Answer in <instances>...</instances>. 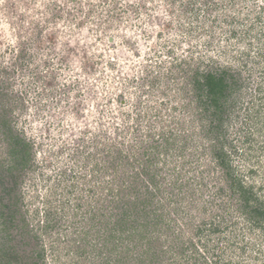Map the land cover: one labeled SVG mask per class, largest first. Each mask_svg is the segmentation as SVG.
Segmentation results:
<instances>
[{"label":"rangeland","instance_id":"rangeland-1","mask_svg":"<svg viewBox=\"0 0 264 264\" xmlns=\"http://www.w3.org/2000/svg\"><path fill=\"white\" fill-rule=\"evenodd\" d=\"M188 1L0 0V92L8 93L9 116L34 154L21 185L24 202L30 210L39 206L43 219L48 198L56 219L61 217L56 229L65 242L77 235L71 233L74 227H65L77 197L81 205L88 203L90 176L107 180L95 164L114 155L115 147L141 149L154 114L169 120L171 113L158 112L155 104L177 95L176 82L184 77L181 60L196 63L211 56L240 66L245 58L258 59L264 0H192L185 8ZM240 68L247 77V67ZM251 70L249 80L258 75ZM162 74L163 82L171 84L163 97L162 87L151 91L152 77ZM141 102L152 109L147 118L138 114L146 106ZM198 139L193 135L190 150L202 154ZM196 164L204 166L194 158ZM254 177L264 182V153ZM70 184L76 190L67 194ZM244 226L241 220L235 233L242 234ZM87 239L101 242L94 234ZM250 239L252 248L233 251L227 264H264V238L245 234L246 244ZM44 244L48 248L47 235ZM50 254L47 264H73L71 255L55 260Z\"/></svg>","mask_w":264,"mask_h":264},{"label":"trees","instance_id":"trees-1","mask_svg":"<svg viewBox=\"0 0 264 264\" xmlns=\"http://www.w3.org/2000/svg\"><path fill=\"white\" fill-rule=\"evenodd\" d=\"M192 5L189 0L185 8ZM259 40L258 59L245 58L244 66L211 56L180 61L184 77L176 82L177 95L155 104L162 108L158 112L171 113L169 120L154 114L141 149L115 147L114 155L95 164L107 180L90 176L88 203L81 205L77 197L65 227H74L71 233L77 235L66 242L48 198L43 219L39 206L25 205L21 185L34 165L32 144L9 116L8 93L0 92V264H47V251L55 260L71 255L73 264H227L233 251L252 248L245 234L264 238V182L254 177L264 153V42ZM240 67H247V77ZM251 69L258 75L249 80ZM162 79L163 74L152 77L151 91L162 87L163 97L171 84ZM140 105L146 106L138 114L149 117L150 105ZM193 135L200 138L195 142L203 145L202 154L190 150ZM194 158L204 166H192ZM70 186L67 194L76 190ZM241 220L245 226L236 234ZM93 234L101 242L90 243L87 236Z\"/></svg>","mask_w":264,"mask_h":264}]
</instances>
